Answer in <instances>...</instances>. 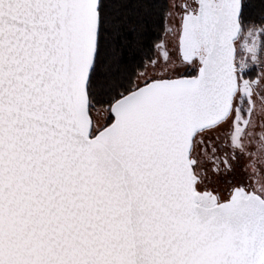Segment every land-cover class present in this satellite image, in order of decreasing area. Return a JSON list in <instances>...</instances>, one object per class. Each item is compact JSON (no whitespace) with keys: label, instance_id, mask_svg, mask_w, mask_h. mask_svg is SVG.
I'll list each match as a JSON object with an SVG mask.
<instances>
[{"label":"snow or ice","instance_id":"snow-or-ice-1","mask_svg":"<svg viewBox=\"0 0 264 264\" xmlns=\"http://www.w3.org/2000/svg\"><path fill=\"white\" fill-rule=\"evenodd\" d=\"M0 264H264V0H0Z\"/></svg>","mask_w":264,"mask_h":264}]
</instances>
